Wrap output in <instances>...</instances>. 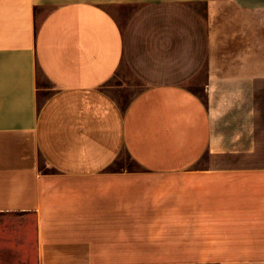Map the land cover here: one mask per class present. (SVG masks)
<instances>
[{"label": "crops", "instance_id": "0c3cea01", "mask_svg": "<svg viewBox=\"0 0 264 264\" xmlns=\"http://www.w3.org/2000/svg\"><path fill=\"white\" fill-rule=\"evenodd\" d=\"M157 251L264 264V0H0V264Z\"/></svg>", "mask_w": 264, "mask_h": 264}, {"label": "rangeland", "instance_id": "374dc122", "mask_svg": "<svg viewBox=\"0 0 264 264\" xmlns=\"http://www.w3.org/2000/svg\"><path fill=\"white\" fill-rule=\"evenodd\" d=\"M136 7H129L127 12H132ZM42 82H46L44 78H41ZM49 85V83H46ZM192 86L198 87L197 84H192ZM106 90L118 101L121 106H127L128 103L135 97L140 91L145 88V84L138 79L133 72L127 67L123 65L121 69L117 72L115 76L105 84ZM52 91H43L40 94V102L41 104L47 99ZM198 93H202L201 91H197ZM132 160L129 159L128 156L123 155L121 159L117 161V167H122L127 164H131ZM44 164V161L42 162ZM198 254H187L189 260L180 264H196L194 260L196 259ZM223 254H217L218 257L221 258L219 262L210 263V264H223L222 260ZM181 257L180 254H171V253H161L157 252H136L135 254H121L120 264H176L175 258ZM199 264H209V263H199Z\"/></svg>", "mask_w": 264, "mask_h": 264}]
</instances>
